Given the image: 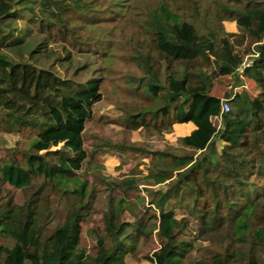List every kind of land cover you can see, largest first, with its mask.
<instances>
[{"label": "trees", "instance_id": "obj_1", "mask_svg": "<svg viewBox=\"0 0 264 264\" xmlns=\"http://www.w3.org/2000/svg\"><path fill=\"white\" fill-rule=\"evenodd\" d=\"M93 2L0 0V134H32L26 147L17 143L0 157V238L11 242L0 245L1 264H127L126 256L139 254L154 232L160 248L145 256L152 264H264V0H216L253 45L248 53L256 56L238 73L256 87L253 97L234 92L221 100L209 94L212 81L236 75L241 64L229 39L200 37L191 27L196 21L191 11L160 4L147 13L144 30L168 62L154 79H139L136 90L145 88L163 105L127 121L171 118L194 130L178 138L174 152L129 146L137 159H161L147 177L170 185L164 193L149 191L156 213L128 222L125 197L136 186V173L108 183L125 196L108 198L102 234L89 233L95 236L89 254L81 225L94 212L95 190L80 172L88 158L83 133L101 101V80L78 82L58 71L71 66L76 54L65 45L75 40L71 24L101 20ZM198 61L208 65L197 74L190 66ZM216 117L218 128L212 123ZM103 144L119 152L118 144ZM171 200L189 208L199 225L196 237L179 239L191 230L188 221L164 210ZM53 203L65 214L46 234L40 221L45 213L52 218ZM195 240L207 243L209 256L188 261Z\"/></svg>", "mask_w": 264, "mask_h": 264}, {"label": "rangeland", "instance_id": "obj_2", "mask_svg": "<svg viewBox=\"0 0 264 264\" xmlns=\"http://www.w3.org/2000/svg\"><path fill=\"white\" fill-rule=\"evenodd\" d=\"M93 3V9L98 13L96 18L101 20L97 24H71L75 29V40L69 39L65 45L76 54L71 66L66 65L58 71L62 77L78 82L92 78L101 80V101L93 106L92 117L86 123L83 133L84 149L88 158L80 172L95 190L94 212L81 225V242L89 254H94L91 244L95 241V236L89 233L94 231L102 234V214L108 198L115 200L125 196V192L120 188L109 190L108 183L136 173V186L134 190L128 191L125 197L127 208L123 219L128 222L134 221V215L148 218L156 213L155 207L149 204V191L164 193L170 185L168 181L155 185L152 179L147 177L148 169L158 164L161 159L154 155L137 159L132 155L129 146L136 145L152 154L162 151L174 152L179 150L178 138L190 133L187 126L182 128V125L174 123L171 118L157 121L147 118L138 124L127 121L130 115L163 105L161 99L155 100L145 88L136 90L139 79H142L143 83H146L149 77L154 79L167 61L155 50L152 38L144 30L147 13L160 4L182 13L191 11L196 18L191 27L200 37L212 34L217 39H229L242 59L250 54L248 49L250 47L251 50L253 46H250L249 40L234 20L218 6L216 0H94ZM174 65L171 63L170 67ZM206 65V62L198 61L195 66H190V70L198 74L204 71ZM77 67H82V70L74 75ZM238 76L236 74L216 78L212 81L209 94L221 100L235 91L247 92L251 97L257 95L254 84L245 78L239 79ZM212 123L218 128L220 118L213 119ZM31 137L32 134L28 132L0 134V141L3 143L0 147V157L6 155L17 143L21 148L26 147ZM103 143L118 144L119 152L108 151ZM16 201H23L20 192L16 193ZM53 205L52 218L45 213V220L42 217L40 221L46 234L63 222L65 214L61 207H55L54 203ZM164 210H171L177 219L188 221L191 231L180 234L179 239L196 237L199 225L190 215L185 203L171 200ZM152 223L156 224L155 221ZM0 245L10 247L11 242L0 238ZM207 246L206 242L195 240L187 260L207 258ZM158 248L160 245L154 232L151 241L140 248L139 254L127 255L125 261L127 264H152L145 256H150Z\"/></svg>", "mask_w": 264, "mask_h": 264}, {"label": "built area", "instance_id": "obj_3", "mask_svg": "<svg viewBox=\"0 0 264 264\" xmlns=\"http://www.w3.org/2000/svg\"><path fill=\"white\" fill-rule=\"evenodd\" d=\"M256 55L253 52L247 55L244 59H242L239 68L237 69V73H242V71L248 68L251 65V58L255 57ZM251 57V58H250ZM229 110V105L226 102L222 103V112H227Z\"/></svg>", "mask_w": 264, "mask_h": 264}, {"label": "crops", "instance_id": "obj_4", "mask_svg": "<svg viewBox=\"0 0 264 264\" xmlns=\"http://www.w3.org/2000/svg\"><path fill=\"white\" fill-rule=\"evenodd\" d=\"M213 96V95H212ZM216 98H218V97H216ZM220 99V98H219ZM219 117H216V118H214V119H218ZM178 125H182L183 127L182 128H186V127H184V126H187L188 127V129H189V131H190V133L194 130V126L191 124V123H188V124H178ZM220 126V125H219ZM180 128V130H181V127H179ZM186 130V129H185ZM190 133H188V134H186V135H189ZM186 135H184V136H186ZM184 136H182V137H184Z\"/></svg>", "mask_w": 264, "mask_h": 264}, {"label": "clouds", "instance_id": "obj_5", "mask_svg": "<svg viewBox=\"0 0 264 264\" xmlns=\"http://www.w3.org/2000/svg\"><path fill=\"white\" fill-rule=\"evenodd\" d=\"M251 59H252V58H251ZM236 74H238L237 71H236ZM235 92H236V91H235Z\"/></svg>", "mask_w": 264, "mask_h": 264}]
</instances>
